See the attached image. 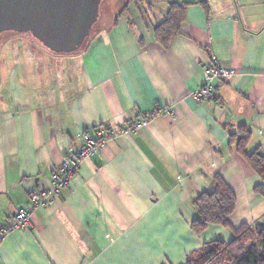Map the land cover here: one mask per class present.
I'll return each instance as SVG.
<instances>
[{
  "label": "crops",
  "instance_id": "1",
  "mask_svg": "<svg viewBox=\"0 0 264 264\" xmlns=\"http://www.w3.org/2000/svg\"><path fill=\"white\" fill-rule=\"evenodd\" d=\"M168 1L190 4L167 45L153 34L166 5L151 8L149 20L137 0L121 16L122 7L104 10L77 55L78 79L48 108L19 74L7 75L0 227L20 208L30 211V226L6 234L0 264H185L206 243L230 241L234 229L264 219V197L254 191L261 180L229 144L245 127V153L264 155V0ZM209 52L236 74L214 81L216 102L198 103L189 95L203 82ZM164 107L175 115L160 113L136 134L112 137L80 163L51 206L32 209L30 194L77 151L79 132L120 128ZM215 176L236 207L227 226L196 234L191 203Z\"/></svg>",
  "mask_w": 264,
  "mask_h": 264
},
{
  "label": "trees",
  "instance_id": "2",
  "mask_svg": "<svg viewBox=\"0 0 264 264\" xmlns=\"http://www.w3.org/2000/svg\"><path fill=\"white\" fill-rule=\"evenodd\" d=\"M131 1L127 0L123 4L118 16L127 12ZM137 3L142 9L140 12L148 20V11L151 8L162 4L167 6L163 20L153 26L154 37L162 45H167L181 32L187 7L190 4L187 2H170L168 0H138ZM100 19L101 13L99 11V18L93 24L90 34L86 37L83 44L96 30L94 27L99 25ZM4 33L16 32H3L0 36ZM32 39L36 41L34 38ZM40 46L51 54L65 55L52 53L41 44ZM160 109L153 111V113L159 114ZM98 127L111 128L105 125ZM249 137L250 131L245 127H240L236 133L229 136V144H235V151L246 160L253 172L259 176L261 182L254 187V191L264 197V155L257 150L249 155L245 153V145ZM191 206L195 212V217L191 222V229L194 233L200 234L210 224L227 226L229 224V216L235 210L236 199L226 183L219 176H215L212 186L198 194L193 199ZM185 264H264V219L252 225H242L234 229L233 238L230 241H211L206 243L202 249L191 254Z\"/></svg>",
  "mask_w": 264,
  "mask_h": 264
},
{
  "label": "water",
  "instance_id": "3",
  "mask_svg": "<svg viewBox=\"0 0 264 264\" xmlns=\"http://www.w3.org/2000/svg\"><path fill=\"white\" fill-rule=\"evenodd\" d=\"M103 0H0V34L29 33L55 54L79 50Z\"/></svg>",
  "mask_w": 264,
  "mask_h": 264
},
{
  "label": "built area",
  "instance_id": "4",
  "mask_svg": "<svg viewBox=\"0 0 264 264\" xmlns=\"http://www.w3.org/2000/svg\"><path fill=\"white\" fill-rule=\"evenodd\" d=\"M236 71L232 68L224 67L210 52L209 61L203 66V82L198 89L193 91L189 97L198 103L216 102L214 81H229ZM160 113L175 115L172 107L160 109ZM158 114L137 113L134 118L120 128L104 129L93 128L90 131H83L77 134L82 139V144L75 153L64 157L59 166L50 174L48 184L45 188L34 191L30 194L32 209L37 207L51 206L61 195L62 191L68 187L72 178L76 174L80 163L94 156L105 143L119 134H136L142 127L147 126ZM30 226V211L20 208L9 225L0 227V244L6 234L11 230H25Z\"/></svg>",
  "mask_w": 264,
  "mask_h": 264
},
{
  "label": "rangeland",
  "instance_id": "5",
  "mask_svg": "<svg viewBox=\"0 0 264 264\" xmlns=\"http://www.w3.org/2000/svg\"><path fill=\"white\" fill-rule=\"evenodd\" d=\"M126 1L103 0L100 4V13L102 14L104 10L108 13L118 10ZM136 5L142 11L139 3ZM97 27L98 25H95L94 29ZM79 51L54 55L43 50L29 33L2 34L0 36V94L9 89L7 75L19 74L22 81H25L24 83L34 93L36 97L34 100L44 108H48L51 101L72 89L78 79L76 60ZM1 79L4 85L1 84Z\"/></svg>",
  "mask_w": 264,
  "mask_h": 264
}]
</instances>
